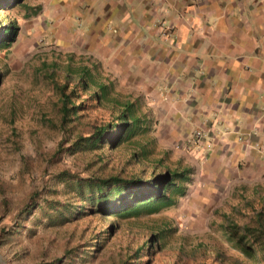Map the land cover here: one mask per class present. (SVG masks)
I'll list each match as a JSON object with an SVG mask.
<instances>
[{
  "label": "rangeland",
  "instance_id": "1",
  "mask_svg": "<svg viewBox=\"0 0 264 264\" xmlns=\"http://www.w3.org/2000/svg\"><path fill=\"white\" fill-rule=\"evenodd\" d=\"M89 3L84 9L71 3L65 9L68 19L59 14L62 5L57 0H12L0 7V17L15 26L14 40L0 46V264H264L259 239L251 235L239 239V234L230 240L225 237L230 221H247L250 209L245 201L256 195L251 190L240 199L224 198L219 205L204 201L194 206L189 180L184 194L158 211H141L125 219L71 216L64 202H78L67 197L69 186L57 175L61 170L81 176L94 172L147 177L188 165L177 164L184 159L177 156L176 148L160 144L159 149L152 123L115 148L75 155L65 149L75 135L88 133L113 111L108 103L96 106L87 99L78 118L60 127L54 85L63 83L65 76L73 81V71L82 66L97 81L110 83L111 96L135 100L138 114L148 115L152 122L149 102L90 61L87 34L82 40L78 36L84 26L80 14L85 22L91 19ZM170 32L171 26L162 23L160 34ZM87 93L78 89L73 98L80 101ZM200 138L206 146L213 144L204 129L194 125L187 149L192 144L201 146ZM132 151L138 153L134 158ZM202 164L197 161L199 167ZM34 190L38 192L32 208L20 211ZM84 206L96 210L90 200Z\"/></svg>",
  "mask_w": 264,
  "mask_h": 264
},
{
  "label": "crops",
  "instance_id": "2",
  "mask_svg": "<svg viewBox=\"0 0 264 264\" xmlns=\"http://www.w3.org/2000/svg\"><path fill=\"white\" fill-rule=\"evenodd\" d=\"M87 1L57 0L59 14ZM89 1L78 36L90 61L150 103L143 125L188 164L192 205L264 189V0ZM194 125L210 147L187 149Z\"/></svg>",
  "mask_w": 264,
  "mask_h": 264
},
{
  "label": "trees",
  "instance_id": "3",
  "mask_svg": "<svg viewBox=\"0 0 264 264\" xmlns=\"http://www.w3.org/2000/svg\"><path fill=\"white\" fill-rule=\"evenodd\" d=\"M7 1L12 0H0V7ZM14 29L13 24L0 17V46L7 47L14 40ZM73 72L76 74L73 81L65 76L63 83L54 85L61 128L78 118V112L85 109L87 99L94 101L96 106L108 103L113 111L110 112L106 121L93 125L88 133L75 135V138L65 147L72 155L93 152L103 147L115 148L146 130L143 125L146 123V116L138 114L135 100L122 101L117 96H111L110 83L97 81L88 67L82 66ZM78 89L88 92L87 97H83L80 101L73 98L77 95ZM140 153L143 152L140 151ZM137 154V152H131L133 158ZM188 173L187 168H179L151 172L147 177L141 175L125 177L118 173L102 176L95 175L94 172L88 176H81L79 173L66 170L59 171L57 175L59 179L65 180L64 186H69L65 191L67 197L78 202L77 205L64 202L65 206L71 208L73 218L77 219L87 214H100L105 217L115 216V218L125 219L136 217L141 211L154 212L172 205L176 196L184 194V183L189 182ZM71 183L73 187L69 185ZM251 191L256 194V201L259 204L253 201L255 197L245 201L250 209L247 221L242 224L230 221L225 237L230 240L235 234H239V239L251 235L259 239L264 246V189L255 188ZM37 192L33 191L20 211L32 208ZM86 200L94 202L96 210L85 207ZM52 201L56 200L50 202ZM239 248L248 254L243 247Z\"/></svg>",
  "mask_w": 264,
  "mask_h": 264
}]
</instances>
